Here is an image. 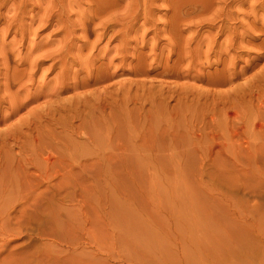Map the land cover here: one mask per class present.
Instances as JSON below:
<instances>
[{
    "label": "rangeland",
    "instance_id": "obj_1",
    "mask_svg": "<svg viewBox=\"0 0 264 264\" xmlns=\"http://www.w3.org/2000/svg\"><path fill=\"white\" fill-rule=\"evenodd\" d=\"M263 39L264 0H0V264H264Z\"/></svg>",
    "mask_w": 264,
    "mask_h": 264
},
{
    "label": "bare ground",
    "instance_id": "obj_2",
    "mask_svg": "<svg viewBox=\"0 0 264 264\" xmlns=\"http://www.w3.org/2000/svg\"><path fill=\"white\" fill-rule=\"evenodd\" d=\"M127 11H128V10H127ZM126 13H127V12H126ZM129 13H130V12H129ZM127 16H128V14H127ZM128 17H129V16H128ZM129 18H130V17H129ZM86 19H87V18H86ZM110 20H112V19H110ZM110 20H109V22H110ZM115 20H117V19H115ZM115 20L113 19V21H115ZM118 21H119V19H118ZM172 21H173V20H172ZM119 22H120V21H119ZM121 22H122V21H121ZM181 22H182V21H181ZM104 24H105V23H104ZM115 24H116V23H115ZM110 25H111V24H110ZM127 25H128V24H127ZM174 25H175V24H174ZM209 25H210V24H209ZM94 26H95V25H94ZM104 26H105V25H104ZM124 26H126V25H124ZM101 27H102V26H101ZM101 27H100V29H101ZM112 27H113V23H112ZM122 27H123V26H122ZM102 28H103V27H102ZM164 28H165V27H164ZM111 29H113V28H111ZM168 29H169V28H168ZM101 30H102V29H101ZM172 30H173V29H172ZM226 30L228 31V29H226ZM226 30H225V31H226ZM111 31H112V30H111ZM221 32H222V31H221ZM107 33H108V32H107ZM111 33H112V32H111ZM95 34H96V33H95ZM98 36H99V34L97 35V37H98ZM100 37H101V36H100ZM124 37H125V36H124ZM263 40H264V39H263ZM212 42H213V41H212ZM214 42H215V41H214ZM207 44H208V43H207ZM209 44H210V43H209ZM90 46H92V45H90ZM207 46H208V45H207ZM210 46H211V48H212V44H211ZM209 50H210V49H209ZM35 51H36V50H35ZM78 51H79V50H78ZM227 53H228V52H227ZM61 56H62V55H61ZM37 57H38V56H37ZM37 57H36V58H37ZM100 57H101V56H100ZM102 57H103V56H102ZM63 58H64V57H63ZM57 59H58V58H57ZM97 60H98V58H97ZM101 61H102V60H101ZM91 62H92V61H91ZM63 63H64V62H63ZM87 64H88V63H87ZM104 65H105V63H104ZM105 66H106V65H105ZM92 67H93V66H92ZM81 68H82V67H81ZM100 68H101V67H100ZM103 68H104V66H103ZM87 70H88V68H87ZM29 72H30V70H29ZM87 74H88V73H87ZM88 75H89V74H88ZM27 76H28V75H27ZM19 77H20V76H19ZM8 78H9V77H8ZM30 78H31V77H30ZM101 79H102V78H101ZM10 80H11V79H10ZM14 80H15V78H14ZM16 80H17V79H16ZM26 80H27V79H26ZM31 80H32V79H31ZM17 81H19V80H17ZM28 81H29V80H28ZM87 81H88V80H87ZM12 82H13V81H12ZM15 83H16V82H15ZM19 83H20V81H19ZM19 83H18V84H19ZM21 83H22V82H21ZM84 83H85V81H84ZM6 84H8V83H6ZM13 84H14V82H13ZM25 84H26V83H25ZM84 85H85V84H84ZM12 86H15V85H12ZM81 86H82V85H81ZM88 86H90V85H88ZM5 87H6V86H5ZM18 87H20V86H18ZM8 88H9V87H8ZM8 88H7V89H8ZM20 88H21V87H20ZM20 88H19V89H20ZM39 88H40V87H39ZM14 89H16V88H14ZM26 89H27V88H26ZM1 91H2V90H1ZM8 91H9V90H8ZM20 91H21V90H20ZM20 91H19V92H20ZM42 91H43V90H42ZM48 91H49V90H48ZM13 92H14V91H13ZM13 92H12V93H13ZM23 92H24V91H23ZM23 92H22V93H23ZM28 92H29V91H28ZM44 92H45V91H44ZM0 93H1V92H0ZM16 93H17V92L15 91V95H16ZM37 93H38V92H37ZM23 94H24V93H23ZM23 94H22V95H23ZM29 94H30V93H29ZM45 94H46V93H45ZM12 95H13V94H12ZM12 95H10L11 98L13 97ZM17 95H18V93H17ZM17 95L14 96V98L17 97ZM25 95H27V94H25ZM36 95H37V94H36ZM10 96H9V97H10ZM37 96H38V95H37ZM3 97H4V96H3ZM19 97H20V96H19ZM33 97H34V96H33ZM49 97H50V95H49ZM11 98H10V99H11ZM17 98H18V97H17ZM21 98H22V97H21ZM35 98H36V97H35ZM46 98H47V97H46ZM5 99H6V98H5ZM22 99H23V98H22ZM7 100H8V99H7ZM18 100H19V99H18ZM23 100H24V99H23ZM46 100H47V99H46ZM9 101H10V100H9ZM13 101H15V100L13 99ZM25 101H26V100H24V102H25ZM15 102H16V101H15ZM15 102H13V103H15ZM18 102H19V101H18ZM22 102H23V101H21V105L24 106V104H22ZM1 103H2V102H1ZM9 103H11V105L13 106V103H12V102H9ZM16 103H17V102H16ZM25 103H26V102H25ZM27 103H31V101H28ZM27 103H26V106H27ZM7 104H8V103H7ZM17 104H19V103H17ZM49 104H50V103H49ZM49 104H48V105H49ZM8 105H9V104H8ZM14 105L16 106V104H14ZM19 105H20V104H19ZM0 106H1V105H0ZM12 106H10V107H12ZM7 107H8V106H7ZM8 108H9V107H8ZM13 108H14V107H12L11 109H13ZM15 108H17V106H16ZM15 108H14V110H18V109H20V108H17V109H15ZM11 109H10V110H11ZM23 109H24V108H23ZM36 109H37V108H36ZM5 110H7V109H5ZM10 110H9V111H10ZM14 110H12V111L14 112ZM18 111H19V110H18ZM20 111H21V110H20ZM10 112H11V111H10ZM28 112H29V110H28ZM7 113H8V112H7ZM9 114H10V113H8V115H9ZM13 114H14V113H13ZM4 115L7 116L5 112H4L3 116H4ZM11 115H12V113H11ZM5 116L3 117L4 119L6 118ZM23 116H24V115H23ZM27 116H28V115H27ZM0 117H1V116H0ZM7 117H8V116H7ZM27 118H28V117H27ZM4 119H3L2 121H4ZM6 120H7V118H6ZM6 120H5V121H6ZM28 121H29V120H28ZM14 122H15V121H14ZM4 123H6V122H4ZM16 123H17V122H16ZM10 124H11V123H10ZM13 124H14V123H13ZM3 125H4V124H3ZM11 125H12V124H11ZM15 125H16V124H15ZM15 125H14V126H15ZM24 125H25V124H24ZM9 126H10V125H9ZM20 126H21V125H20ZM22 126H23V125H22ZM2 127L5 128L6 126H2ZM6 130H8V129H6ZM1 132H4V131H2V128H1ZM1 132H0V133H1ZM9 132H10V131H9ZM13 132H14V131H13ZM4 133H5V132H4ZM9 135H10V134H9ZM2 136H3V135H2ZM5 137H6V136H5ZM46 179H47V177H45V180H46ZM47 182H48V181H47ZM48 183H49V182H48ZM48 185L50 186V183H49ZM48 185H47V186H48Z\"/></svg>",
    "mask_w": 264,
    "mask_h": 264
}]
</instances>
